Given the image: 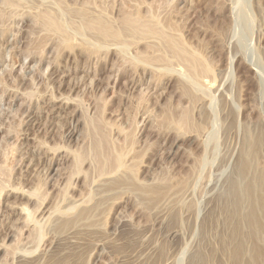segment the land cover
<instances>
[{"label":"rangeland","instance_id":"obj_1","mask_svg":"<svg viewBox=\"0 0 264 264\" xmlns=\"http://www.w3.org/2000/svg\"><path fill=\"white\" fill-rule=\"evenodd\" d=\"M250 137L264 0H0V264H194Z\"/></svg>","mask_w":264,"mask_h":264},{"label":"bare ground","instance_id":"obj_2","mask_svg":"<svg viewBox=\"0 0 264 264\" xmlns=\"http://www.w3.org/2000/svg\"><path fill=\"white\" fill-rule=\"evenodd\" d=\"M135 31H138V30L136 29ZM114 34L112 33L110 35L113 36ZM115 35L113 37L115 39L118 38V35L117 36ZM245 146H246V151L242 154L241 157H239L237 166H235L236 167V169L234 170L235 176H233L232 180H230L228 187H227L228 189H226L227 190L226 197L224 198V200H222L223 202L219 201L221 202V204L219 203L220 206L218 210L220 211V214L222 216V224L225 229L224 234L220 238V245L218 246L216 250L211 251L209 254H204V252H201L202 249L199 248V252L196 253L197 255L195 257H193L195 258L194 264H223L222 260H225L227 264H260L261 263L260 261L262 258L261 257L262 251L260 249V246H261L260 240L262 237L261 234L263 231V224H264L263 223L264 222L263 221L264 168L260 170L257 168L254 169V167L251 168L252 166L250 165L251 163L249 160H251L250 159L251 155H254L257 158L260 154L263 156V160H264V150H263L264 142H262V140L259 137L257 138L250 137L249 140H246ZM118 160L119 159H116V162ZM118 162L120 163L121 161L119 160ZM127 177H128V180L125 181ZM127 177L126 178L124 177L125 179V180L123 179L124 181L122 180V178H118L119 180L108 181L111 183V184L110 183L108 184L109 187H111V189L107 190L106 188V190L111 193L113 190L115 191L116 189H121V186L122 187L125 186L124 187L125 190L128 189L129 191L134 192L133 194L142 196V198L146 197L147 200L149 198H152L151 195H155L156 191H157L156 193H159V191H161V190H158L157 188H154L150 191L143 189L144 191H146L144 194V191L142 190V188L139 189L140 186L139 187L134 186L135 184L131 185L133 184L131 183L132 182L130 180L131 178L130 176H127ZM180 188L182 189V187ZM119 191H122V190H119ZM105 194H109V193H105ZM159 194L160 195L156 197L153 196L154 197L153 199L155 198L159 199V197L162 196L161 192ZM153 199L151 203L156 200V199L155 200ZM141 200L145 201V199H141ZM144 201L142 204H144ZM147 202L150 203V199ZM147 207H148V204H147ZM90 210L81 211L78 218L80 220L82 219V217L84 218V216L87 218V215H89ZM211 218H209V221L203 222V224L204 223L205 224L203 225L202 230L204 231L207 230L206 226L208 228L209 226L208 223L212 222ZM79 219H77V221ZM69 223L68 222L64 224L60 223L59 225H63L62 226V229H63L64 227H67ZM72 224L70 223L68 226ZM58 227H61V226H58ZM216 256L219 257V260L216 259Z\"/></svg>","mask_w":264,"mask_h":264}]
</instances>
